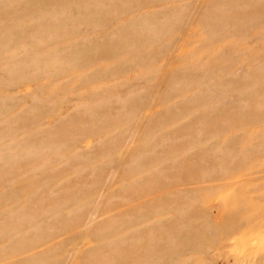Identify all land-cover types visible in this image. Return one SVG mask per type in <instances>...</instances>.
I'll return each instance as SVG.
<instances>
[{
  "label": "rangeland",
  "instance_id": "1",
  "mask_svg": "<svg viewBox=\"0 0 264 264\" xmlns=\"http://www.w3.org/2000/svg\"><path fill=\"white\" fill-rule=\"evenodd\" d=\"M0 264H264V0H0Z\"/></svg>",
  "mask_w": 264,
  "mask_h": 264
}]
</instances>
